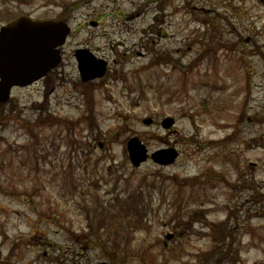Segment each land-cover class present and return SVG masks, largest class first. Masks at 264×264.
Here are the masks:
<instances>
[{"label": "rangeland", "instance_id": "obj_1", "mask_svg": "<svg viewBox=\"0 0 264 264\" xmlns=\"http://www.w3.org/2000/svg\"><path fill=\"white\" fill-rule=\"evenodd\" d=\"M19 3L8 5L73 31L54 90L40 82L0 106V264H264L257 1ZM82 46L112 72L82 81L72 54ZM166 116L176 118L170 129L160 123ZM134 135L150 152L180 155L168 166L149 158L134 167L126 148ZM96 208L114 229L91 228ZM231 232L233 240L223 237Z\"/></svg>", "mask_w": 264, "mask_h": 264}, {"label": "water", "instance_id": "obj_2", "mask_svg": "<svg viewBox=\"0 0 264 264\" xmlns=\"http://www.w3.org/2000/svg\"><path fill=\"white\" fill-rule=\"evenodd\" d=\"M69 30L68 24L63 21H31L25 18L2 30L0 33V73L2 78L0 101L7 99L9 86L14 83L31 82L60 61L59 49L56 47L64 43ZM77 57L84 78L103 75L105 63L97 60L84 49L77 51ZM144 121L151 123L152 119L148 118ZM174 121L173 117H167L162 124L165 127H170ZM128 149L135 165H139L148 157L147 146L137 136L129 140ZM177 155L178 152L174 148L159 149L152 153V158L159 163L168 164L173 162Z\"/></svg>", "mask_w": 264, "mask_h": 264}, {"label": "flooded vegetation", "instance_id": "obj_3", "mask_svg": "<svg viewBox=\"0 0 264 264\" xmlns=\"http://www.w3.org/2000/svg\"><path fill=\"white\" fill-rule=\"evenodd\" d=\"M2 1V3H0V29L1 27H5L9 24H11L13 21L17 20L19 17L23 16V15H27V16H30L32 18H35V19H38V18H42L43 16L37 14V13H34L33 11H22V12H14L13 11V8L17 11H20L22 10L21 8L22 7V4L19 3L20 1H23V0H0ZM10 2H13V1H18V6H13L10 7L8 5V3ZM257 1V5L259 7V10H260V16L261 17H264V0H256ZM17 5V4H16ZM21 7V8H20ZM11 9V10H10ZM12 11L14 13H12ZM253 37L252 34H250V37H247L246 38V41H250L249 43H253L255 44V42L253 40H251V38ZM243 42V41H242ZM241 43V42H240ZM262 46H264V41H262ZM262 46H259V45H256L255 47V50L259 53V57L264 61V51L261 50V47ZM61 61L59 63V65L53 69H51L44 77H42L41 79L33 82L31 85L27 86V87H30V86H33V85H37L40 83V81H42L45 86L47 88H51V92L54 90V80L56 77H60L62 75V72H63V66L65 64V61H66V57H67V53H66V50L64 48V46L61 47ZM112 70V68H110ZM25 86H20V85H15L11 88V96H13V92L14 91H20L24 88ZM252 164L255 165V162H253Z\"/></svg>", "mask_w": 264, "mask_h": 264}, {"label": "trees", "instance_id": "obj_4", "mask_svg": "<svg viewBox=\"0 0 264 264\" xmlns=\"http://www.w3.org/2000/svg\"><path fill=\"white\" fill-rule=\"evenodd\" d=\"M194 65H196V64H194ZM140 184H138L137 186H139ZM137 193L139 192L138 190H135ZM210 226H211V228H212V224H209ZM209 226V227H210ZM214 229V228H213ZM227 232V231H226ZM233 232H231L230 234H224V237H226V236H228V235H231ZM233 237V236H232ZM234 238H232V240H233Z\"/></svg>", "mask_w": 264, "mask_h": 264}]
</instances>
